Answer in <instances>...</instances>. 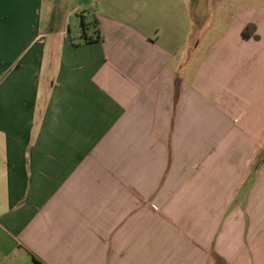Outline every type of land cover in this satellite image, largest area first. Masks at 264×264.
<instances>
[{"label": "crops", "instance_id": "1", "mask_svg": "<svg viewBox=\"0 0 264 264\" xmlns=\"http://www.w3.org/2000/svg\"><path fill=\"white\" fill-rule=\"evenodd\" d=\"M0 264H264V0H0Z\"/></svg>", "mask_w": 264, "mask_h": 264}, {"label": "trees", "instance_id": "2", "mask_svg": "<svg viewBox=\"0 0 264 264\" xmlns=\"http://www.w3.org/2000/svg\"><path fill=\"white\" fill-rule=\"evenodd\" d=\"M89 33H91V35ZM81 37L86 43H92L101 40L97 20L93 19V21L89 24H86L85 21H82ZM252 37L258 39L256 36V27L254 25L248 26L243 32V38L245 40H249Z\"/></svg>", "mask_w": 264, "mask_h": 264}, {"label": "rangeland", "instance_id": "3", "mask_svg": "<svg viewBox=\"0 0 264 264\" xmlns=\"http://www.w3.org/2000/svg\"><path fill=\"white\" fill-rule=\"evenodd\" d=\"M79 21L81 22V18H79Z\"/></svg>", "mask_w": 264, "mask_h": 264}]
</instances>
